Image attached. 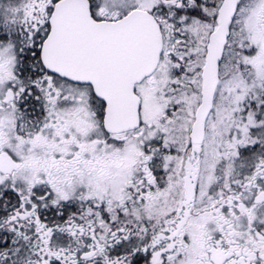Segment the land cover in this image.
<instances>
[{"label": "snow or ice", "instance_id": "obj_1", "mask_svg": "<svg viewBox=\"0 0 264 264\" xmlns=\"http://www.w3.org/2000/svg\"><path fill=\"white\" fill-rule=\"evenodd\" d=\"M0 264H264V0H0Z\"/></svg>", "mask_w": 264, "mask_h": 264}]
</instances>
